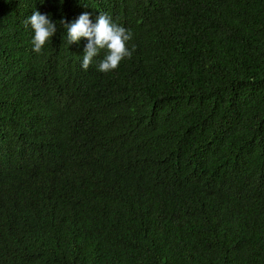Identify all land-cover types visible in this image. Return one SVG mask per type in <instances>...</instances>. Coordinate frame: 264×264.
<instances>
[{
  "label": "trees",
  "instance_id": "obj_1",
  "mask_svg": "<svg viewBox=\"0 0 264 264\" xmlns=\"http://www.w3.org/2000/svg\"><path fill=\"white\" fill-rule=\"evenodd\" d=\"M0 264H264V0H0Z\"/></svg>",
  "mask_w": 264,
  "mask_h": 264
},
{
  "label": "clouds",
  "instance_id": "obj_2",
  "mask_svg": "<svg viewBox=\"0 0 264 264\" xmlns=\"http://www.w3.org/2000/svg\"><path fill=\"white\" fill-rule=\"evenodd\" d=\"M66 28V41L68 45L78 43L81 38L88 42L84 48L82 56V69L87 70L93 58L104 50L105 55L97 65V71L107 73L119 67L125 58H131L132 50L128 48V42L132 39V33L123 26L113 22L105 15L99 14L96 22L90 19V14L85 12L67 24L61 21ZM25 25H30L34 35L30 41L35 53H41L47 42L56 34V24L52 22L48 15L41 14L36 10L24 21Z\"/></svg>",
  "mask_w": 264,
  "mask_h": 264
}]
</instances>
